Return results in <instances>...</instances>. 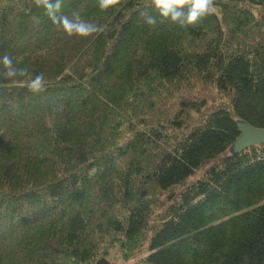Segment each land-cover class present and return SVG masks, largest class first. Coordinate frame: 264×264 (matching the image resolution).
Here are the masks:
<instances>
[{
    "label": "trees",
    "instance_id": "trees-1",
    "mask_svg": "<svg viewBox=\"0 0 264 264\" xmlns=\"http://www.w3.org/2000/svg\"><path fill=\"white\" fill-rule=\"evenodd\" d=\"M213 2L0 0V264H264V143L230 150L264 128V0Z\"/></svg>",
    "mask_w": 264,
    "mask_h": 264
},
{
    "label": "clouds",
    "instance_id": "clouds-1",
    "mask_svg": "<svg viewBox=\"0 0 264 264\" xmlns=\"http://www.w3.org/2000/svg\"><path fill=\"white\" fill-rule=\"evenodd\" d=\"M111 3L115 4L116 0H111ZM52 5L45 0V7L51 8ZM152 8L155 10L160 18L170 20L180 27H187L190 25H196L202 20V18L212 14L216 9L213 0H152ZM146 23H156V17L145 14ZM98 31L94 26L87 28H81V35H88L90 32ZM0 62L8 68L7 75L14 76L15 70L11 68L12 60L8 56L0 57ZM42 77L37 76L32 81L29 87L33 91L40 90L42 88Z\"/></svg>",
    "mask_w": 264,
    "mask_h": 264
},
{
    "label": "water",
    "instance_id": "water-1",
    "mask_svg": "<svg viewBox=\"0 0 264 264\" xmlns=\"http://www.w3.org/2000/svg\"><path fill=\"white\" fill-rule=\"evenodd\" d=\"M235 124L239 130V136L230 147V150L234 153H239L253 145L264 143V128L254 127L243 120H238Z\"/></svg>",
    "mask_w": 264,
    "mask_h": 264
},
{
    "label": "rangeland",
    "instance_id": "rangeland-1",
    "mask_svg": "<svg viewBox=\"0 0 264 264\" xmlns=\"http://www.w3.org/2000/svg\"><path fill=\"white\" fill-rule=\"evenodd\" d=\"M121 255L122 254L119 252L118 247H115L111 249L108 259L110 260L112 264H126L129 261H131V259H129L127 260L128 262H126V260H123L121 258Z\"/></svg>",
    "mask_w": 264,
    "mask_h": 264
}]
</instances>
